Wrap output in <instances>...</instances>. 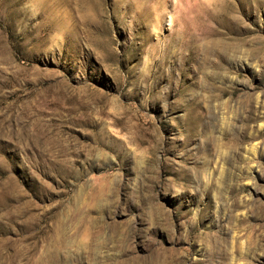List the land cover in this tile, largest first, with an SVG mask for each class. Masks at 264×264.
Instances as JSON below:
<instances>
[{
    "label": "rangeland",
    "instance_id": "374dc122",
    "mask_svg": "<svg viewBox=\"0 0 264 264\" xmlns=\"http://www.w3.org/2000/svg\"><path fill=\"white\" fill-rule=\"evenodd\" d=\"M0 264H264V0H0Z\"/></svg>",
    "mask_w": 264,
    "mask_h": 264
}]
</instances>
